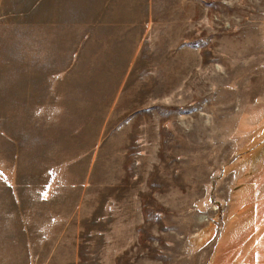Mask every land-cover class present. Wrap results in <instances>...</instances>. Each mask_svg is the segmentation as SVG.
Wrapping results in <instances>:
<instances>
[{"label":"rangeland","instance_id":"374dc122","mask_svg":"<svg viewBox=\"0 0 264 264\" xmlns=\"http://www.w3.org/2000/svg\"><path fill=\"white\" fill-rule=\"evenodd\" d=\"M75 253L264 264V0H0V264Z\"/></svg>","mask_w":264,"mask_h":264},{"label":"crops","instance_id":"0c3cea01","mask_svg":"<svg viewBox=\"0 0 264 264\" xmlns=\"http://www.w3.org/2000/svg\"><path fill=\"white\" fill-rule=\"evenodd\" d=\"M13 162H14V160H13ZM11 170H12V172H15L14 166L12 167ZM50 184H54L52 179H50V181L47 180L45 182L35 183L34 184V187H36L35 188V191L36 190L37 191L38 190H43L44 188L50 187L51 186ZM19 197H21V196L20 195H17V198L18 199H19ZM48 197L49 196H47V195H45V196L36 195V200H37V202H46L48 200ZM12 199L14 201H16L15 200L16 199V196H14ZM37 208L38 209H36V210L32 209V214H29V215L28 214H21L20 215L21 212H18V214H15V216L18 217V218H34V220L35 219H37V220L50 219V217L48 215H51L50 214L51 212H48L47 210H44V209L42 210L39 206ZM56 223H57L56 224V229H59L60 228L61 229V232H62L63 229H65L64 223L61 222V221L60 222H56ZM39 226L41 228V231H39L37 233H41L42 232V233L50 234L51 230L49 229L48 226H47V231L46 232H44L45 231V227H43L41 224H39ZM33 233H35V232H33ZM49 247L50 246H41L39 249L40 250L47 251L49 249ZM58 247H63V249H64L66 246H63V243H61V242H56L54 244V248L57 249ZM50 256H52V254H50L49 257ZM73 263L74 264H78V258L76 256V253H75L73 259H71V258H65V257L60 258V255H57L56 254V256H55L54 259H51L50 260L48 258V259H45L44 262H43V264H73Z\"/></svg>","mask_w":264,"mask_h":264}]
</instances>
